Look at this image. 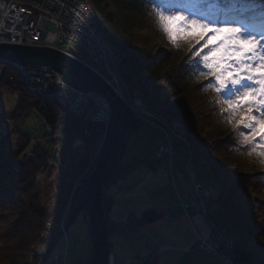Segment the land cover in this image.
<instances>
[{
	"label": "trees",
	"instance_id": "obj_1",
	"mask_svg": "<svg viewBox=\"0 0 264 264\" xmlns=\"http://www.w3.org/2000/svg\"><path fill=\"white\" fill-rule=\"evenodd\" d=\"M84 1L98 21L99 32L107 38L120 57L121 61L117 63L116 70L126 88L130 91H140L147 107L157 114V117L176 116L174 111L162 105V102L170 100L173 96L178 97L181 103L196 114L201 122L200 126L186 119H183V122L187 126L185 135L193 151L194 161L196 164L202 163L208 169L210 179L216 185V189L208 185V201L214 204V212L209 217L206 216V222H212L227 238L232 239L233 245L224 250V253L234 264H264V173L261 172V167H257L256 158L250 156L256 149L257 153L263 151L264 143L260 144L255 139L245 142L244 135L252 134L243 125L232 126L231 137L216 139L215 146H234L232 156L235 157L241 172L225 171L206 157V146L211 147V144L202 140L200 131H224L226 126L221 124L219 119L225 112L220 111L221 108L214 101L195 96V93L205 89L210 81L214 82V77L208 74V69L203 68L200 56L196 55L195 44L177 40L175 45L178 50L172 53L159 44L146 42L145 34L131 32L123 36L122 29L126 28L124 30L128 31L135 25L154 29L156 18L149 10L154 5H159V0H152L151 3L149 0ZM163 3L167 7L186 6L202 20L208 21L215 17L220 20H238L236 15L239 11L241 13L238 18L243 19V14L249 13V9L253 7L252 4L240 6L241 3L238 2L232 8V4L222 2L217 5L211 0L203 4L200 0H163ZM255 7L258 8L259 5ZM221 26L224 27L222 24ZM208 31L206 29L205 33ZM135 40H140L141 44H134ZM74 52L82 61L101 72L98 62L89 59L80 50L74 49ZM196 60L201 61L199 69L194 63ZM1 64L3 67L0 71V89L5 88L12 94H19L8 118L16 122L28 116L31 110H35L46 125L52 128V132L48 134L52 144L50 151L36 145L32 156L15 169V159L27 143L25 136L21 135L18 137L17 149L10 158H0V264H21L25 262L29 246L35 244L46 222L51 223L48 231L50 239L60 230L58 225L62 219L64 204L73 186L87 177L93 169L104 124L69 113L66 107L57 104L52 93L43 97L36 96L25 88L21 75L12 63L3 61ZM200 70L206 75L200 76ZM222 97L227 98L223 93ZM83 129H86V134ZM73 137H81L83 144L72 147L70 141ZM257 156L259 159L264 158L260 154ZM161 159L148 153L135 162L121 163L118 160L117 165L103 181L100 192L108 237L119 230L134 229L163 216L164 210L152 207L138 216L129 213L123 221H115L110 216L113 193L108 190L111 184L126 177L134 169L154 168ZM263 163L261 164L264 165ZM48 169L54 173H49ZM43 176L51 177L52 188L51 192L44 195L45 203L37 184L38 179ZM238 182L243 187L238 186ZM252 192L255 196H251ZM48 242L44 240L43 243ZM53 249L54 247L49 254ZM205 253L207 252L202 251V254ZM156 258V252L151 250L149 255L139 260L140 262L129 261L127 264H169L158 263ZM88 260L89 252L86 257H73L71 262L88 264ZM38 261L39 257L35 264H38ZM192 262L194 261L181 264Z\"/></svg>",
	"mask_w": 264,
	"mask_h": 264
},
{
	"label": "rangeland",
	"instance_id": "obj_2",
	"mask_svg": "<svg viewBox=\"0 0 264 264\" xmlns=\"http://www.w3.org/2000/svg\"><path fill=\"white\" fill-rule=\"evenodd\" d=\"M157 3H159V5L157 4L156 6L167 8L168 11H182L189 18H191L192 15H196L191 13L189 8L186 6L167 7L164 3H162L161 0H159ZM239 3H241L240 6H246L242 0ZM231 7L233 8L235 5H232ZM149 13L152 14L154 18H156L154 7L152 9L150 8ZM196 16L202 20L199 15ZM237 19L241 20L242 18L239 19L237 17ZM219 20V17H215V19L212 21ZM168 23L172 30V42L169 41L168 36L164 33L157 18L153 24L155 26L154 29H150L144 25H135L134 27L129 28L128 31L124 30L126 28L122 29L123 36L125 34L128 35L131 32L145 34L147 35L146 42L159 44L161 47L169 50L172 53L177 52L178 50L175 45V41L177 42V40H180L184 41V43L188 41L193 42V44L196 46L197 52H200L201 61L203 55H209V62L213 63L214 66L219 61V58L223 56V49L217 51L216 47L221 43V41L225 40L229 35H231V33L227 31H213L214 28L222 27L221 24L210 23L208 28H204L201 24H196L189 25L187 28H185L181 26L183 24L182 21L171 20ZM206 29L209 30L208 33H205ZM51 39L52 37L48 35V40ZM105 39L107 40L106 37ZM134 44L140 45L141 41L135 40ZM205 45H207V47H205ZM62 47L64 49V47L66 48L68 45H64ZM111 48L113 49L112 46ZM120 61L121 60H119L117 63ZM228 63H233V61L230 60ZM98 65L101 69V72L98 71L101 76L113 88L116 89V94L125 100L127 105L130 106L129 109L131 112L142 123V125H139L137 129L130 134L125 148V153L118 155L117 162L118 160L121 163L135 162L138 158L148 153H152L155 158L157 157V159L162 158L161 162L156 164L154 168L138 167L126 177L119 179L116 183L109 186L108 190L113 193V205L111 207L110 216L115 221H123L129 213L138 216L142 213V211L152 207L159 210H164V214L161 218L149 221L140 227L126 230L123 229L112 233L110 237H108L110 243L108 264H127L132 259L140 257L144 259V255H149L151 250L153 253L156 252V259L158 263L167 262L169 264H181L194 261L192 264H229V262L234 264L229 256L224 253V250H221V247H219L217 251L219 250L218 254L224 255V258L221 257L220 259L218 255L211 251L213 246L217 247L225 242H219L217 236L211 232L213 228L215 231H219V228L213 225L212 222L209 221V223H207L205 220L206 212L207 217L212 215L214 212V204L208 201L210 194L207 198V201L205 199V205L202 204L199 206L201 207L199 210L195 209V211L192 212L191 208H185V205L188 203L186 201H189V199L192 198V192L190 194V191L191 187H193L192 185L194 181L196 183H200L203 186L208 187L209 185L210 188L216 189V185L210 179L208 169H206L202 163L194 164L196 162L193 158V151L184 152L185 155H183V152L182 154L179 153V150L182 147L179 146L181 143H177L178 140H180L177 135L179 133L182 134V132H185L187 128V126L184 125L183 119H186L189 122H195L196 125L200 126L201 122L197 118L196 114L190 110L191 108H187L185 104L181 103V100L176 96H173L168 101L162 102L164 108L172 110L176 113V116L174 115L170 118L157 117V114L151 112V110H149L147 107L146 101L144 100L142 94V99H140L141 102L139 99H137L134 101L135 103H131V108V105L129 104V95L126 94L128 89L121 81L117 70L116 73L112 72V70H102L101 64L98 63ZM14 66L16 67L15 64ZM224 66L226 67L227 64ZM16 68L18 71V67ZM231 74L235 75V73ZM124 91L126 92L124 93ZM15 94L17 95H13L5 88L0 89V106L2 108L3 120L6 119V123L10 124L11 126L5 139L1 140L0 158L9 159L11 154L17 149L18 136H25L27 143L24 149L21 150L15 159L16 166L19 168L20 164L32 156L33 150L37 148L36 145L46 151H50L52 149V144L50 142L51 136L48 135L52 132V128L49 125H46L45 121L35 110H31L28 116L21 118L16 122L8 120L7 118L12 114V111L15 107L16 100L19 98V94L17 92ZM99 96L109 106V102L101 95ZM195 96L198 98L210 99L214 101L216 105L221 108L220 111L223 110L225 112V114H222V117L219 119L220 123L226 126L224 131L208 132L206 129L203 131L201 129L200 131L202 140L208 141L211 144H209L211 147L206 146V157H208L211 161L216 163L225 171L240 173V166L237 164L235 157L232 156V151L235 150V147L232 145H222L220 147H216L215 140L231 137L232 126L236 124V120H239L241 116L244 117L245 121L247 120V114L244 111V105H246L247 101L251 100L252 97H241L242 103L238 112L235 114L232 122L230 123L229 117L233 116V113L228 111V105L224 103V100L227 98H223L222 93H216L211 87L207 86L205 89L196 92ZM231 98L233 100L236 99L235 96H232ZM256 99H258V97ZM71 111L73 110L70 106L68 112L72 113ZM252 114L259 118V113L256 112L255 109H253ZM90 121L101 122L97 120L95 121L94 119H91ZM107 121H105V123ZM180 122L181 124H179ZM101 123H103V121ZM180 127L182 130H179ZM13 128L16 129V133L14 134L11 133ZM256 128L257 134L255 135L254 139L258 143L263 144L264 140H261L260 137L264 136V124L257 125ZM247 130L252 134L250 129L247 128ZM171 136H173V138ZM164 137H166L165 140H167V150L161 151L160 140H162ZM76 138L77 137H73L70 141L72 147L83 144V142L77 143ZM257 150L258 149H256L254 154H251L250 156L256 158V161L253 159L252 160L255 161L257 167H261V169H263L261 172H264V165L261 164L264 162V158L259 159L257 156V154L264 152V150L258 153ZM167 151L169 154H171L170 156L168 155ZM189 161L193 164L191 167H195V170L191 171L192 177H194V179L192 178V181L190 175H187L190 172H186L187 163H190ZM48 172L51 173L53 170L48 169ZM50 178L43 176L40 177L37 182L39 188L41 189L43 203H45L44 195L52 191L50 186ZM80 181L75 183L70 195L65 201L62 214L63 223L71 207L75 203L78 194L77 187ZM237 184L238 186L243 187L239 182ZM209 187L208 190L210 193ZM252 193L253 194L251 196H255V193ZM262 200L264 202V194ZM209 227L211 230H209ZM206 234L211 238V242H213V244H211L210 251H205L207 253L202 254L201 249L198 247V239L204 235L206 236ZM216 234L219 236V238H223L221 234ZM34 245L36 244H31L29 246L25 255V263H29V260L32 259V254L28 259L27 254L30 253V247ZM36 246H38L36 252H39L42 247L39 245ZM43 246L44 249L42 250V253L47 249L48 244L44 243ZM53 247V251L51 254H49V251ZM53 247L47 250L42 264H50L51 262H53V264H61L62 262L59 260V255H64V261L68 263H71L72 258L75 256H87L88 252L90 251L87 209H82L74 217L70 228L56 241Z\"/></svg>",
	"mask_w": 264,
	"mask_h": 264
},
{
	"label": "built area",
	"instance_id": "obj_3",
	"mask_svg": "<svg viewBox=\"0 0 264 264\" xmlns=\"http://www.w3.org/2000/svg\"><path fill=\"white\" fill-rule=\"evenodd\" d=\"M48 35L52 37L51 40H48ZM0 42L46 45L61 50L66 48L77 49L82 51L89 59L101 64L102 70H112L114 73H116L115 65L120 60L108 41L99 32L98 21L84 0H0ZM64 45H68V47L63 49L62 46ZM16 67L19 69L18 72L22 77L25 88L36 96L43 97L52 93L58 105L67 109L71 106L73 110L71 112L76 116L101 122L108 120L110 115L109 106L96 93L69 86L56 71L48 66L16 64ZM13 95L17 94L13 93ZM6 122V119L3 120L0 106V143L2 139H5L11 128L10 124ZM180 129L182 130L181 127ZM83 133H87L86 129H83ZM182 135H185V132L179 133L177 136L180 138ZM173 136L171 137L173 138ZM165 138L160 140L161 151L167 150V140ZM76 141L77 143L83 142L81 137L76 138ZM182 152L183 150L180 149L179 153L182 154ZM168 155L171 154L168 153ZM192 165L191 162L187 163L186 170V172H190L187 175H190L191 181L192 178L194 179L191 172L193 171ZM14 168L17 169L16 164ZM192 186H190L192 198L189 199L185 208L189 207L195 211V209L199 210L201 208L200 205H205L209 190L208 187L195 181ZM58 226L60 229L63 228V219H61ZM50 228L51 223L46 222L44 225L45 230L41 233L42 239H44V235H48ZM209 230H211L210 227ZM218 230L215 231L213 228L211 232L217 236L219 242L224 241L225 243L217 247L213 246L211 250L213 242L206 234V236L204 235L198 239V247L203 251L211 250L220 258H224V255L220 254V256L218 254L219 250L217 251V249L219 247H221V250L229 249L233 245V241L227 238L222 230ZM216 233L221 234L223 238H219ZM40 246L43 250L44 246L41 244ZM37 247L36 245L30 247L27 259L30 258L31 254L32 259L29 262L34 260L33 256ZM140 259H132L131 262H140ZM50 264H53V262ZM62 264L67 263L63 262ZM229 264L231 263L229 262Z\"/></svg>",
	"mask_w": 264,
	"mask_h": 264
},
{
	"label": "water",
	"instance_id": "obj_4",
	"mask_svg": "<svg viewBox=\"0 0 264 264\" xmlns=\"http://www.w3.org/2000/svg\"><path fill=\"white\" fill-rule=\"evenodd\" d=\"M0 60L13 64L48 66L57 71L68 84L82 91L97 93L109 102L111 113L105 124L93 169L80 181L75 203L65 218L63 229L50 240L38 262L43 263L47 250L70 228L74 217L82 209H87L90 239L88 264H108L110 243L100 189L117 165L118 155L125 153L129 135L142 125L141 121L101 74L74 56L71 48L61 50L46 45L0 42Z\"/></svg>",
	"mask_w": 264,
	"mask_h": 264
},
{
	"label": "snow or ice",
	"instance_id": "obj_5",
	"mask_svg": "<svg viewBox=\"0 0 264 264\" xmlns=\"http://www.w3.org/2000/svg\"><path fill=\"white\" fill-rule=\"evenodd\" d=\"M151 2L152 0H149V3ZM208 2L209 0H200L202 4ZM211 2L217 5L222 2L235 5L241 0H211ZM242 2L252 4L253 7L249 9L251 15L249 16V13H245L241 20L205 21L196 15H192L189 18L182 11H168L167 8L155 5L154 11L170 42H172V30L168 22L171 20L182 21L183 24L181 26L185 28L196 24H201L204 28H208L210 23H220L224 27L214 28V32L227 31L231 33L216 47L217 51L223 49V56L219 58L215 66L209 62V55L202 56L203 68L208 69V74L214 77V82L210 81L208 87H211L216 93H223L227 97L224 103L228 105V111L233 113V116L229 117L230 123L242 103L241 97H252L244 105L247 120L245 121L244 117L241 116L234 125L235 127L243 124L244 127L251 130L253 135H244L243 137L245 142H249L257 134L256 126L264 124V0H242ZM255 5H259V7L257 8ZM196 55L200 56V52H197ZM230 60L233 63H228ZM194 63L199 69L201 61L196 60ZM225 64H227L226 67L224 66ZM229 68L235 75L229 73ZM199 74L200 76L206 75L203 70H200ZM232 96H235L236 99L233 100ZM257 97L258 99H256ZM253 109L259 113V118L252 114ZM260 138L264 140V136ZM260 155L264 156V152H261Z\"/></svg>",
	"mask_w": 264,
	"mask_h": 264
},
{
	"label": "bare ground",
	"instance_id": "obj_6",
	"mask_svg": "<svg viewBox=\"0 0 264 264\" xmlns=\"http://www.w3.org/2000/svg\"><path fill=\"white\" fill-rule=\"evenodd\" d=\"M245 4H247V3H245ZM239 13L240 12H238V15H239ZM238 15H236V17H238ZM72 49V48H71ZM66 50V49H65ZM73 50V49H72ZM74 51V50H73ZM74 56H75V52H74ZM3 61H1L0 60V71L2 70V67H3V64H1ZM4 62H7V61H4ZM13 64V63H12ZM14 65V64H13ZM16 65V64H15ZM54 70V69H53ZM55 71V70H54ZM57 72V71H56ZM58 73V72H57ZM59 74V73H58ZM59 76L61 77V75L59 74ZM62 79V78H61ZM63 80V79H62ZM64 81V80H63ZM66 84H68L66 81H64ZM69 86H71V87H73V88H76V89H78L77 87H75V86H73V85H71V84H68ZM114 89V91H116V89L115 88H113ZM126 91H124V93H125ZM116 93V92H115ZM126 94L127 95H129L128 97L130 98L129 99V104L131 105V103H135L134 101H136L137 99H139V101L141 102V100L140 99H142L141 98V92L140 91H136V90H133V91H130V90H128L127 92H126ZM124 95V94H123ZM119 96V95H118ZM130 96H132V97H130ZM120 97V96H119ZM123 99V98H122ZM124 100V99H123ZM125 101V100H124ZM109 107H110V105H109ZM128 107H130L129 105H128ZM131 108H132V105H131ZM110 116V115H109ZM8 120H11V119H9V118H7ZM12 121V120H11ZM107 123V122H106ZM105 122H103V124H106ZM179 124H181V122L179 123ZM182 127V126H181ZM11 133L12 134H14V133H16V129L15 128H13V130H11ZM21 136V135H20ZM20 136H18V137H20ZM130 136V135H129ZM129 138V137H128ZM188 137H187V135H182L181 137H180V140H178V142L177 143H181V144H179V146H181L182 148V150H183V153L184 152H187V151H191V147H190V145H189V142H188V139H187ZM18 146V145H17ZM168 161H169V158H168ZM194 164H196V163H194ZM193 166V165H192ZM192 170H195V167H192ZM184 177H187V176H184ZM196 178V177H195ZM200 184V183H199ZM210 194V193H209ZM209 200V199H208ZM186 202H188V200L186 201ZM185 203V202H184ZM191 211H194V210H192L191 209ZM44 229V228H43ZM45 230V229H44ZM43 230V231H44ZM42 231V232H43ZM42 236H41V234H39V236H38V238H37V240H36V242H35V244L36 245H39L40 246V244L41 245H43L44 243V240H51L50 238H49V236L48 235H44V239H42L41 238ZM203 251V250H202ZM42 253V249L39 251V252H36L35 254H34V256H33V258H34V260L33 261H31V262H29V263H25V262H22L21 264H35L36 263V259L39 257V259H40V254ZM221 259V258H220ZM39 262V261H38Z\"/></svg>",
	"mask_w": 264,
	"mask_h": 264
}]
</instances>
